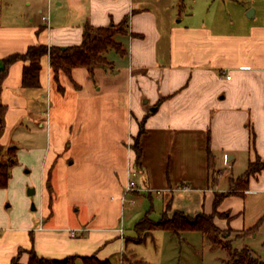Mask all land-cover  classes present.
I'll return each mask as SVG.
<instances>
[{"label": "crops", "instance_id": "crops-1", "mask_svg": "<svg viewBox=\"0 0 264 264\" xmlns=\"http://www.w3.org/2000/svg\"><path fill=\"white\" fill-rule=\"evenodd\" d=\"M232 2L239 8L232 10ZM126 16L128 34L120 40L124 53L109 51L112 68H96L93 77L85 68L73 70V81L61 72V90L46 56L41 88L26 89V63L12 65L1 94L8 111L0 143L10 147L11 133L22 128L32 135L25 140L36 143L34 129L45 116L39 107L46 100L47 130L54 136L50 148L41 149L28 167L41 176L42 190L51 176L53 201L48 206L43 200L29 211L32 200L23 185L25 213L13 214L6 196L13 176L0 189V264H11L17 256L28 264L30 251L52 260L74 256L76 264H84L81 258L87 256L120 260L131 239L125 226H117L118 204L104 207L102 194L117 193L122 207L126 204L122 199L129 179L136 177L131 175L136 155L122 145L132 143L146 116L137 184L146 191L131 195L152 199L158 194L164 212L171 204L169 217L175 211L191 217L212 214L216 194L233 188L231 180L227 186L218 176L222 169L234 171L239 157L248 166L264 159V9L256 0H0V66L32 46H79L87 23L107 27ZM103 110L107 114L98 121L95 114ZM90 125L99 129L93 136L86 135ZM87 155L96 161L92 175L79 170ZM82 208L88 214L79 219ZM218 211L229 217L215 218L223 231H247L263 219L255 233L239 239L241 248L264 260V171L251 178L244 197L225 198Z\"/></svg>", "mask_w": 264, "mask_h": 264}, {"label": "trees", "instance_id": "trees-1", "mask_svg": "<svg viewBox=\"0 0 264 264\" xmlns=\"http://www.w3.org/2000/svg\"><path fill=\"white\" fill-rule=\"evenodd\" d=\"M129 16L118 25H110L107 27H94L87 23L84 27L83 42L79 46L72 47H48L46 45L32 46L24 54L11 55L2 60L0 66V139L5 131V115L8 107L2 102L1 94L3 85L9 76L10 69L17 62H25L23 70L22 85L26 89L41 88V70L42 60L49 56L51 67L54 72V79L58 83L59 89L62 87L59 84V75L63 72L73 81L72 73L76 68H85L93 77L96 68H112V62L107 58V53L115 50L120 54L124 53L122 43L117 40L118 36L128 34ZM147 116L140 122L139 134L134 138L133 150L136 154L135 168H140V159L142 149L140 138L145 132V123ZM254 134V133H253ZM7 156V160L4 157ZM18 163V148H6L0 143V189H6L12 176V169ZM208 166L211 175L215 173L214 157L208 146ZM264 171V159L258 157L254 161L249 162L246 172L237 179H231L232 190L230 192L217 193L213 205V213L208 215L199 213L191 217L184 212L175 211L172 216H168L171 211V204L168 203L162 218L155 222L149 216L140 220L135 231L137 235H150L157 229L169 231L174 235H179L187 232H199L203 234L211 243L212 249L222 248L227 251L228 258L225 264H264V260L255 254L249 247L245 246L241 249L233 248V243L225 239V233L215 224V218L227 217V214L218 211L219 206L225 198L235 195L244 197L249 190L251 178L257 176ZM49 189L51 186L49 185ZM52 199V198H51ZM51 201V200H50ZM52 201L50 202V206ZM263 219H261L252 229L249 234L255 233ZM247 234V235H249ZM28 264H76L77 257L71 256L60 260H52L40 258L34 251H30ZM20 256L13 259L11 264H19ZM84 264H113L110 260H99L96 256H87L81 258Z\"/></svg>", "mask_w": 264, "mask_h": 264}, {"label": "rangeland", "instance_id": "rangeland-1", "mask_svg": "<svg viewBox=\"0 0 264 264\" xmlns=\"http://www.w3.org/2000/svg\"><path fill=\"white\" fill-rule=\"evenodd\" d=\"M7 1L9 2L10 0ZM43 2L44 0H41V3ZM232 3H234L231 4L233 5L232 10H234L235 8L236 9L239 8V6H237L235 2ZM256 6L259 10L263 11L264 0H256ZM22 7L25 8V6ZM117 40L120 41L121 37L118 36ZM41 104L43 106L40 105L39 108L41 109V113L45 112V116L42 113L43 117L41 116V118L39 119V123L36 125L34 129L36 132L39 133L36 135L38 137L36 143H30L27 142V140H25L27 139L26 137H32L31 133L27 130V128L24 129L22 128L19 130L16 129L11 133L12 144L10 147H16L18 148V151L20 150L19 160L18 163L15 165L14 172L12 175L13 184L12 186H10L9 190L7 189L8 192H6V196L8 197L7 204L12 206L9 210H11L13 214L21 215L25 213L24 212L25 202H24V198L21 195L23 185H27L25 195H27V197L32 200V203L29 205L30 206L29 211L32 209L33 205L36 208H38V205L40 207L43 200L48 204V206H50V202L53 201V186H52L51 176L49 175L45 177L43 183L44 190H42L41 176L37 174L36 170L28 167L31 166V164L37 162V156H38L37 154L40 152L41 149L50 148L51 138L52 136H54L52 132L50 133V130H47L46 115L50 111L47 106L48 103L46 102V100H43ZM49 105H51V102L49 103ZM106 114L107 112L104 110L100 111V113L97 112L95 115L98 118L96 119H98V121L99 119L103 120ZM42 124H44L45 127H41ZM75 129H77V126H75ZM98 130L99 129L97 127L94 128V126L91 127L90 125L89 127H87L86 135L93 136L92 132L96 133ZM18 135L21 136L19 137L20 139L16 138V136ZM126 142L127 141H125L122 147L124 148L128 147L133 150V145L135 142L134 139L131 144H128V146ZM85 148L87 149L89 148L88 143ZM31 149H36L37 153L36 152L31 153L30 151ZM85 158H84L85 161L84 162L82 161L83 164L81 166V169L79 170L84 169L86 171H89L91 173L90 175H92V173L95 172L94 168L96 167V161H94L92 155H87ZM4 160H7V156L4 157ZM247 162H248L247 159L243 161L239 157L237 163L235 164L234 171H232V169L227 166L226 168L222 169L221 173H219L218 176L222 177L224 182L227 183V186H229L228 183L231 180L230 178L232 176L241 175L247 170L248 168ZM23 164H26L27 166L25 165L23 166ZM135 172H136V177H133V180L138 185H141L140 170L135 168ZM120 179L121 176L119 173V180ZM34 181H37L38 184L37 187L39 189L38 193ZM49 185L51 186V189H49ZM30 189H35L36 194L33 196H28V191ZM102 195H103L102 204L104 205V207H108L112 205L114 206L115 204H118L119 212L116 221L117 226H125L126 235L128 238L131 239L128 245L129 250L120 258V260H118V258L115 257L112 261L113 264H225L228 258L227 251L222 248L212 249L210 241L203 234L199 232H187L179 235H174L169 231L157 229L153 231L150 235H146V234L137 235L134 228L140 220L149 216V218L152 221L157 222L162 218L164 208H163L162 198H160L158 194L153 193L152 199H150L147 194H139V195L130 194L127 196V202L125 205H123V207L120 202L122 197H120V195H117V193L115 194L114 192H107V193H103ZM86 203H90V202H86ZM34 212L37 213V215L38 214L40 215L39 212L36 211ZM87 214L88 211L83 209L82 211H80L78 218L82 219V217H84ZM48 217L49 216H47V212H46L45 219ZM249 232H250L249 230L234 232L229 229L224 231L225 233L224 235L227 241L233 243V248L241 249L240 247L241 241L239 238L247 236ZM19 264H22L20 258H19Z\"/></svg>", "mask_w": 264, "mask_h": 264}, {"label": "built area", "instance_id": "built-area-1", "mask_svg": "<svg viewBox=\"0 0 264 264\" xmlns=\"http://www.w3.org/2000/svg\"><path fill=\"white\" fill-rule=\"evenodd\" d=\"M43 21L48 24L50 22V16L49 15L43 16ZM227 78L230 79V77H227ZM131 175L135 176L136 172H133V174ZM136 191L140 192V191H146V190L139 189V187L137 186V183L133 179H129L127 187L125 189V194L122 199L123 204L126 203L127 196ZM72 233L73 235H76L75 231H73Z\"/></svg>", "mask_w": 264, "mask_h": 264}, {"label": "water", "instance_id": "water-1", "mask_svg": "<svg viewBox=\"0 0 264 264\" xmlns=\"http://www.w3.org/2000/svg\"><path fill=\"white\" fill-rule=\"evenodd\" d=\"M253 16H254V10L252 9L251 11L248 12L247 17L253 18ZM35 194H36V190L35 189H30L28 191V195L29 196H33ZM32 208L35 209V206L33 205Z\"/></svg>", "mask_w": 264, "mask_h": 264}]
</instances>
